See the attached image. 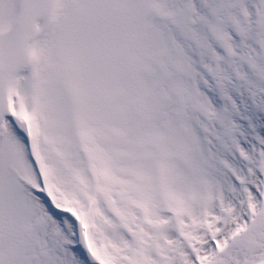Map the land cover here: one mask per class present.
<instances>
[{
	"label": "snow or ice",
	"instance_id": "6c2138e0",
	"mask_svg": "<svg viewBox=\"0 0 264 264\" xmlns=\"http://www.w3.org/2000/svg\"><path fill=\"white\" fill-rule=\"evenodd\" d=\"M0 264H264V0H0Z\"/></svg>",
	"mask_w": 264,
	"mask_h": 264
}]
</instances>
